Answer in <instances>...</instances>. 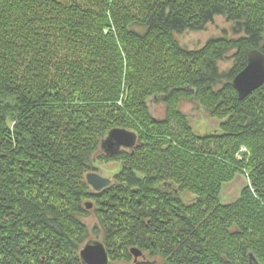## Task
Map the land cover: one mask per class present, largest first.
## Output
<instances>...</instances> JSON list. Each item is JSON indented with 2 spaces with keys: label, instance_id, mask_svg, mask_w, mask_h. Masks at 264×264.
<instances>
[{
  "label": "trees",
  "instance_id": "1",
  "mask_svg": "<svg viewBox=\"0 0 264 264\" xmlns=\"http://www.w3.org/2000/svg\"><path fill=\"white\" fill-rule=\"evenodd\" d=\"M216 15L235 35L180 44ZM254 49L264 0H0V264H84L92 212L109 264H264V84L244 100L233 86ZM182 100L220 130L195 132ZM114 128L138 145L104 153ZM96 160L122 161L99 193ZM237 173L249 184L222 204Z\"/></svg>",
  "mask_w": 264,
  "mask_h": 264
},
{
  "label": "rangeland",
  "instance_id": "2",
  "mask_svg": "<svg viewBox=\"0 0 264 264\" xmlns=\"http://www.w3.org/2000/svg\"><path fill=\"white\" fill-rule=\"evenodd\" d=\"M233 36V23L228 21L226 17L222 15L214 16L206 27L202 30H187L182 34H179L178 40L180 44L187 49L195 50L201 48L210 38L217 36ZM233 57H229L227 60L220 62L222 68H229L233 65ZM149 106L152 114L157 118H164L166 113L165 104L162 101H157L156 98H150ZM181 111L187 115L190 125L194 131L198 134H207L220 130V124L224 119L212 117L206 109L198 102L192 100H182L180 103ZM243 150H246L243 148ZM122 168V161H100L96 160L93 163L92 171L99 173L104 177H108L112 180L111 184L116 183L115 176ZM249 184L247 174L237 173L235 178L229 182L222 184L221 192L219 195L222 204H230L235 202L241 195L243 188ZM182 198L185 201H191L194 195L189 192L182 193ZM84 220L89 224L91 228L90 236L86 241H102L103 232L99 227V231L95 232L93 227L98 224L96 215L92 212ZM140 260H144L140 258Z\"/></svg>",
  "mask_w": 264,
  "mask_h": 264
},
{
  "label": "water",
  "instance_id": "3",
  "mask_svg": "<svg viewBox=\"0 0 264 264\" xmlns=\"http://www.w3.org/2000/svg\"><path fill=\"white\" fill-rule=\"evenodd\" d=\"M264 84V52L260 49L252 50L248 55L245 68L233 79V86L238 92L240 100H244L255 90ZM139 143L137 133L124 129H112L101 143V149L109 155L117 154L125 148H134ZM88 184L97 193L108 188L112 180L104 177L95 171H90L86 175ZM87 208H92L93 203L87 202ZM132 255L137 261L143 252L137 247L131 249ZM80 256L84 264H109V254L105 245L101 241H89L80 251ZM249 264H261L253 255H250Z\"/></svg>",
  "mask_w": 264,
  "mask_h": 264
},
{
  "label": "flooded vegetation",
  "instance_id": "4",
  "mask_svg": "<svg viewBox=\"0 0 264 264\" xmlns=\"http://www.w3.org/2000/svg\"><path fill=\"white\" fill-rule=\"evenodd\" d=\"M95 192H96V191H95ZM96 193H97V192H96ZM142 252H143V251H142ZM140 258H143L144 260L147 259V254H146L145 252H143L142 256H140V257L138 258L137 261L135 260V257L133 256L134 262L142 261V260H140Z\"/></svg>",
  "mask_w": 264,
  "mask_h": 264
}]
</instances>
